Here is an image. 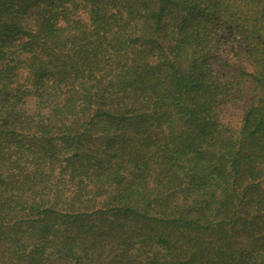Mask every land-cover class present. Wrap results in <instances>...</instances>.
<instances>
[{
    "label": "trees",
    "instance_id": "16d2710c",
    "mask_svg": "<svg viewBox=\"0 0 264 264\" xmlns=\"http://www.w3.org/2000/svg\"><path fill=\"white\" fill-rule=\"evenodd\" d=\"M0 264H264V0H0Z\"/></svg>",
    "mask_w": 264,
    "mask_h": 264
}]
</instances>
